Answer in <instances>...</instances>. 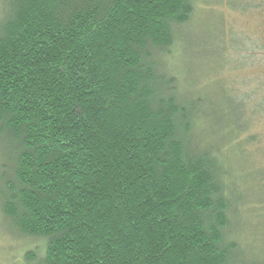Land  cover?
Listing matches in <instances>:
<instances>
[{"label":"trees","instance_id":"obj_1","mask_svg":"<svg viewBox=\"0 0 264 264\" xmlns=\"http://www.w3.org/2000/svg\"><path fill=\"white\" fill-rule=\"evenodd\" d=\"M195 3L0 0V219L43 243L26 264H264L241 229L264 205L239 192L264 186V98L183 88Z\"/></svg>","mask_w":264,"mask_h":264},{"label":"rangeland","instance_id":"obj_2","mask_svg":"<svg viewBox=\"0 0 264 264\" xmlns=\"http://www.w3.org/2000/svg\"><path fill=\"white\" fill-rule=\"evenodd\" d=\"M256 4H260L261 9L255 8ZM195 9L192 22L179 42V54L173 62L178 68L183 88L193 84L207 96L209 102L212 100L216 103L225 101L222 92L229 90L230 101L227 102L233 106L244 102L245 92L264 93V0H196ZM245 40L250 41L249 45ZM245 44L244 48L253 46L252 50L242 51ZM233 46L237 48L236 51ZM246 56L248 58L244 64L242 59ZM258 94L255 92L254 99L245 100L247 108L244 110L248 111L249 108V113L254 107L261 110L264 96ZM262 111L257 113L258 111L253 110L255 116L252 115L254 120L251 125L255 135L259 133L262 140L253 146L260 154L264 149V117L260 115L263 114ZM244 119L248 120L247 117ZM236 154L238 155L237 152ZM261 157L264 163L263 152ZM231 163L238 171L245 168V163L239 156H235ZM247 176L248 174L244 178ZM239 192L246 201L244 205H264L263 185L250 183ZM242 212L243 224L247 223L241 229L244 227L243 236L246 240L243 249L248 254V260H264V214H253L251 208L247 213ZM11 233L12 229L0 219V264H26L23 258L25 251L38 248L43 243L12 240Z\"/></svg>","mask_w":264,"mask_h":264}]
</instances>
